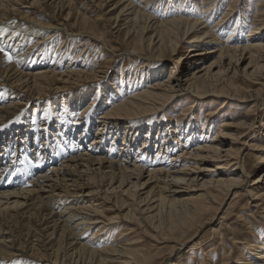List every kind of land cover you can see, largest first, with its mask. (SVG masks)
I'll list each match as a JSON object with an SVG mask.
<instances>
[{"label": "bare ground", "instance_id": "bare-ground-1", "mask_svg": "<svg viewBox=\"0 0 264 264\" xmlns=\"http://www.w3.org/2000/svg\"><path fill=\"white\" fill-rule=\"evenodd\" d=\"M42 1L0 0V48L11 56L0 61V264L24 251V236L45 243L48 264H71L74 253L87 264H193L195 254L205 264H264V0L248 25L243 0H231L212 27L220 0H197L202 5L194 2L191 15L161 20L147 10H159L163 0H92L108 13L118 10L111 28L125 29L128 55L150 51L158 63L188 64L183 71L169 66L168 74L149 71L144 80L114 78L87 102L83 95L44 106L50 88L63 89L72 78L97 82L102 71L61 69L56 56L36 54L39 46L62 29L84 42L94 37L102 49L109 40L71 0L44 1L65 12L49 23L16 6ZM11 13L32 28L28 37L18 36L19 23L3 24ZM24 90L35 96L31 114ZM184 95L182 119L190 118V127L156 122ZM207 103L216 105L199 127L196 108ZM236 105L244 106L239 121L221 119ZM15 112L18 124H4ZM241 193L245 206L228 221L235 203L222 214L221 207ZM120 222L132 225L133 236L105 244ZM91 227L97 230L82 242Z\"/></svg>", "mask_w": 264, "mask_h": 264}, {"label": "rangeland", "instance_id": "rangeland-1", "mask_svg": "<svg viewBox=\"0 0 264 264\" xmlns=\"http://www.w3.org/2000/svg\"><path fill=\"white\" fill-rule=\"evenodd\" d=\"M44 1L45 0L42 1V4L40 6L34 5L36 7H34V6L31 7V4L27 3V2H24L22 4V6H20V5H16V6L20 11H25V12L27 11V14H29V17H32V18H34L38 21H42L44 23L51 22V20L53 18L56 21H59L62 18H64V16H65L64 11L63 12L60 11V8L53 10V8L49 5H47L46 4L47 2H44ZM230 1L231 0H220V3L222 2V8L216 14V16L210 21V24H209L210 27H212L214 25L215 21H217L219 19L221 13L224 11V9L227 8V6H228L227 4H230ZM71 2L73 3V6H75V8L79 11V13L81 15H86L91 20H94L96 22L95 23L96 27L105 33L107 40H109V42H107V47H106L108 49H106V48L102 49V46H101L102 43L99 42L98 40H96V38H94V37H92L93 39L89 38L90 40L85 38L86 40L84 42V40H83L84 38L81 37L80 35H78L76 33H74V35L68 34L67 31L62 29L58 32L55 31L54 33H52L53 35L51 34L52 36H50L49 41L45 42L44 43L45 45L44 44L40 45L38 50L36 51V54L38 55L40 53L46 52L48 55L50 54V56H52V55L54 57L56 56L55 59H57V61H60L59 63L63 64V65L61 64L62 65L61 69H63L66 65L69 66V68H67V69H70L71 67L73 69H75V68L78 69V66H82V68L88 69L90 71L93 70V71H102V72L98 73V77H97L98 79L96 80L97 82H94L95 80L92 82H88V81L80 82L81 81L80 79L75 80L74 78H72L71 80L67 81L66 83L60 84V85L64 86L63 89L61 88L60 90H58V89H54V87L50 88L49 92L51 93V95L46 96V99L41 102L43 106L47 103L56 104L59 101L62 102L61 105H64V104L69 103L67 101V99L75 97L78 100L79 96H83V95L84 96L86 95V97L82 98V100L86 99L85 102H87V101L91 100V97L93 96V94H95L94 92L97 90V87L100 91H102V89L107 84H109L114 78L118 79V81H121L123 79H126V80L128 79V81H130V80L134 79L136 76V78L141 77L142 80H144L146 78L147 72H149V71L150 72H157V69L158 70L162 69L164 74H168V72L170 70L169 66H173L174 69L177 71H179L180 69H182V71H183V68H184L183 66L188 64V62H186V60L175 62L174 60H169L167 58L164 59L163 62L158 63L155 59H153L154 58L153 56H152L153 58L148 57L149 55H155L150 51L149 52L148 51L143 52L142 56H140V57H133L134 55H132V54L128 55L129 53L126 52L128 49V44L126 43V39H125V29L120 28V27H117L114 29L111 28L113 23H114V19H115L114 17H115L118 10H114L111 13H108V12H106L108 10V8H99V7L95 6V4H94V2H92V0H71ZM194 2L195 3L198 2L197 4L199 6L202 5V3L200 1H197V0L196 1L192 0V2H191V0H163L162 1L163 5L161 7H159V10H157L158 5H156V7H155V5H153L150 9L147 10V12L151 13L152 15L159 18L160 20L163 18H167V17H169V18L177 17V16L178 17L179 16L184 17L187 14L188 15L192 14ZM258 2H259V0H243L242 1L241 10L246 16V19H247L246 24L247 25L249 24L253 14L256 11V7L258 5ZM48 3H50V2H48ZM21 7H24V8H21ZM170 10H172V11H170ZM183 13H185V14H183ZM170 14H172V16H169ZM11 15L12 16H10V19L6 20V22H4L3 24H14V25H16L19 23L18 28H20V32H19L18 36H23V38L28 37V34L33 32L32 28L27 25L25 20L20 22V20H19L20 17H18L17 15H15L13 13H11ZM49 15H52V16L50 17ZM194 15L192 17H195V18L199 17V16H194ZM205 19H206V17H205ZM232 21H234V20H232ZM232 21H231V24H233ZM30 30H31V32H30ZM245 30L247 31V27ZM39 35H40V33L34 34L29 39V41H28L29 44L26 45V46H28L27 48L32 47V45H33L32 42H34L33 40L38 39L40 37ZM99 43H101V44H99ZM45 50H48V51H45ZM5 52H6L5 50L0 51V61L11 62V60H8L5 57V55H3ZM182 54L184 56H186L187 50H184L182 52ZM133 58H137V59H133ZM86 63H87V65H86ZM143 63L145 64L144 66H142ZM79 68H81V67H79ZM242 69H243V67H242ZM261 74H264V71ZM260 81L264 83V77ZM86 82H88V83H86ZM1 88H2V86H1ZM92 90H93V92H92ZM0 91H2V90H0ZM27 92L28 91H25V94H26L25 99L26 100H23V101L26 102L25 105H26V111L28 112L27 114H29V113L31 114L33 109H34V106H35L34 101H33V98L35 96L32 97L31 93H29V92L27 93ZM263 94H264V92H263ZM102 98H103V100H102V104H103L107 100V99H105L107 97L102 96ZM94 101H96L97 103L100 104V102L98 101V99H96V97H95ZM188 102H189V99H187V97L185 95L180 96L178 99L175 100L173 105L170 106V108L168 109V112H167L168 117L163 119L162 115L158 114L155 118L156 122H158V123L165 122V123H171V124L177 123L180 126L181 125L183 127L185 126V128L190 127L191 126L190 118L186 117V119H182V118H184V117H182L184 115L183 114L184 110L182 111V109L185 108V105L189 104ZM97 103H95V104H97ZM215 105L216 104L207 103L206 105H200L196 108L198 112L196 114L197 120L195 122H197V125L199 127H201L202 123H204L203 121H204V118L207 115L208 111L211 110L213 107H215ZM237 105L236 106H229L228 108H226L222 112L221 119H224L225 121L226 120H232L233 122L239 121L241 114L243 113V107L244 106L241 107V106H237ZM58 110H60V108ZM44 111H46V110H42V113H44ZM259 112H261V110H259ZM16 114H17L16 112L13 113L8 118V120L5 121L4 124H11V125L16 126L19 122V117ZM98 115L99 114L97 112L92 116L94 118H96ZM223 115L225 118L223 117ZM56 119H57V116L54 117L55 121H56ZM167 119H168V121H167ZM95 120H97V119H95ZM95 125L97 126V124H95ZM95 129H96V127H94L92 129V136H93V133H95ZM228 130L230 132H233V133H241V129L229 128ZM262 134H264V132ZM119 143H121V142H118V144ZM118 149H119V145H117L116 151H119ZM248 157L250 159H253V157H251V156H248ZM254 162H255L254 160H249L248 161V168L253 170L252 167H254V165H255V164H253ZM257 173H258V170H253L251 172V176H254ZM245 198H246V196L243 193H241V195L239 194V196L234 198V200H232V198H230L221 207L222 210H221L220 214L225 213V210L230 207L231 203H235L232 205L231 209H229V212L231 214H230V217L228 220V221H232V222L235 221V215L234 214L236 212V209L238 208V205H242L243 207L245 206V201H246ZM112 212L113 211L106 212V214L111 215ZM244 227H245V225H244ZM131 228H132V225L128 224V223L120 222V223L114 224L106 232V234L104 236V240L106 241L105 244L107 243L111 246H114V245H119V244L123 243L124 240L127 239L126 237L131 238L133 236V233H131V234L128 233L129 231L135 232ZM235 228L237 229L239 227L235 226ZM96 230H97V227H94V228L91 227L88 230V232L83 236V239L81 238L82 239L81 241L83 242V241H86L87 239L91 238L92 234ZM205 232H206V230H204L202 233H205ZM124 233H126L127 236H125L124 239L117 240L118 236L120 237ZM23 236L24 235H21V237H23ZM122 237H123V235H122ZM24 239L28 240V238L27 237L25 238V236L23 237V244H24L23 246L25 247V245H26V248L24 249V251H18L16 253L17 255L13 259L7 261V263H9V264H48V262L46 260H43L44 255L46 253V251H45L46 247L44 246L45 243L39 238L35 239L32 242H30V239L28 241L27 240L25 241ZM196 240H198V239H196ZM25 242L27 244H25ZM43 252H45V253H43ZM197 252H198V250H195V253H197ZM216 252H219L220 255H222V252H223L222 247H220ZM77 256L78 255H76L74 253L73 258L70 260L71 264H83V263L87 264L84 262V259L81 260ZM219 256H217L218 260H219ZM202 259H203L202 254L200 256L199 255L196 256V254H195L193 257V264H205V262H203ZM74 260L75 261L78 260L77 263H75Z\"/></svg>", "mask_w": 264, "mask_h": 264}, {"label": "snow or ice", "instance_id": "snow-or-ice-1", "mask_svg": "<svg viewBox=\"0 0 264 264\" xmlns=\"http://www.w3.org/2000/svg\"><path fill=\"white\" fill-rule=\"evenodd\" d=\"M0 51H3V49L0 48ZM4 55L8 60H11V56L7 52H5Z\"/></svg>", "mask_w": 264, "mask_h": 264}]
</instances>
